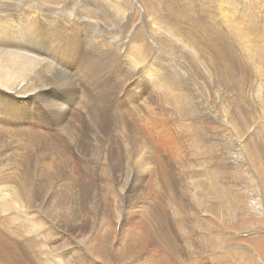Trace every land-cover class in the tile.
Returning a JSON list of instances; mask_svg holds the SVG:
<instances>
[{"label": "rangeland", "instance_id": "obj_1", "mask_svg": "<svg viewBox=\"0 0 264 264\" xmlns=\"http://www.w3.org/2000/svg\"><path fill=\"white\" fill-rule=\"evenodd\" d=\"M44 1L0 0V264H260L264 0Z\"/></svg>", "mask_w": 264, "mask_h": 264}, {"label": "bare ground", "instance_id": "obj_2", "mask_svg": "<svg viewBox=\"0 0 264 264\" xmlns=\"http://www.w3.org/2000/svg\"><path fill=\"white\" fill-rule=\"evenodd\" d=\"M45 1H50V0H45ZM44 1V2H45ZM104 1V0H103ZM106 1H108V0H106ZM112 1H115V0H112ZM8 2V1H7ZM109 2V5H111V7L113 6V5H118V2H112L111 3V1L109 0L108 1ZM111 3V4H110ZM7 4V3H6ZM102 4V3H101ZM108 4V3H107ZM120 4V3H119ZM146 4V7L148 6L147 4L148 3H145ZM13 5V4H12ZM121 5V4H120ZM4 6V5H3ZM7 5H5V7H6ZM10 6V5H9ZM123 6V5H122ZM103 7H105L104 5H103ZM111 7H109L110 9H111ZM115 7V6H114ZM185 7V5H182V8H184ZM93 8V7H92ZM101 8H102V6H101ZM107 8V7H106ZM154 10H156V9H158V8H154V7H152ZM151 8V9H152ZM98 9H99V6H98ZM104 9V8H103ZM112 9H114L113 7H112ZM116 9H117V7H116ZM150 9V13L147 15V18L145 19V21H146V23L148 24L147 26H151V27H153V28H156V26H157V24H156V18H159V16H158V13H157V15H155V18H154V15H153V13H152V10ZM12 10V9H11ZM91 10V9H90ZM94 10V9H93ZM147 10H149L148 8H147ZM110 11V10H109ZM113 11H115V10H113ZM158 12H159V10H157ZM9 12V11H8ZM93 12V11H92ZM94 12H96L95 10H94ZM101 12V11H100ZM111 12V11H110ZM162 12V11H161ZM0 13H4V11H0ZM108 13V12H107ZM160 13V12H159ZM5 14V13H4ZM106 14V13H105ZM17 15H19V14H17ZM87 15V17H89V18H93L94 16H90L89 14H86ZM110 15V14H109ZM117 15H118V13H117ZM116 15V16H117ZM160 15V14H159ZM50 16V15H49ZM121 16V15H120ZM119 16V17H120ZM131 16V15H130ZM156 16H158V17H156ZM6 17H7V21L8 22H10V21H12L11 19H9V17L6 15ZM118 17V18H119ZM174 17L176 18V19H178L179 18V20L180 21H182V16H181V14L179 13V14H177V13H174ZM115 18V17H114ZM122 18H124V16L122 17ZM154 18V19H153ZM85 19H86V17H85ZM94 19V18H93ZM156 19V20H155ZM162 19V18H161ZM161 19H158V21H160ZM115 20V19H114ZM118 20V19H117ZM87 21V20H86ZM91 21V20H90ZM97 21V20H96ZM120 21V20H119ZM88 23H90L89 21H87ZM160 22H162V20L160 21ZM164 22V21H163ZM138 23V22H137ZM166 23V22H165ZM112 24V23H111ZM161 24H164V23H161ZM128 25L129 26H131L129 23H128ZM178 25H180V23H178ZM160 27V26H159ZM86 28V27H85ZM130 28V27H129ZM157 29V28H156ZM161 28H159V30H160ZM171 29V28H170ZM185 30V29H184ZM128 31H131V30H128ZM164 30H160V32H163ZM150 32V31H149ZM157 32V31H156ZM160 32H158V35L160 34ZM155 33V32H154ZM166 33V32H165ZM173 33V32H172ZM152 34V33H151ZM146 35V33H140V34H137V36H136V38H138V40L140 41L141 39H143V36H145ZM147 36V35H146ZM145 36V37H146ZM221 36V35H220ZM90 37V36H89ZM148 37H149V35H148ZM178 37H179V34H178ZM126 38H128V39H130L129 37H126ZM141 38V39H140ZM179 38H183V37H179ZM54 39V38H53ZM85 39H87L86 37H85ZM152 39H154V38H152ZM207 39V38H206ZM91 40V39H90ZM93 40V39H92ZM91 40V41H92ZM144 40V39H143ZM179 40H181V39H179ZM214 40V39H213ZM139 41H131V43H130V46H129V49H128V52H127V54H129V55H131V56H133L134 58H136V57H140V56H143V53L145 52V49H143V46L141 45V43L139 42ZM181 41H183V40H181ZM108 42H110V41H108ZM179 42V41H178ZM186 42V41H185ZM117 43H119V42H117ZM123 43V42H122ZM148 43V41H146V44ZM152 43V42H151ZM183 43V42H182ZM190 43V42H189ZM116 44V43H115ZM180 44V43H179ZM118 44H116V46H117ZM120 46V45H119ZM184 46V45H183ZM190 48V47H189ZM94 49V48H93ZM119 49H121V47L119 48ZM187 49H188V47H187ZM250 49V48H249ZM122 50V49H121ZM169 50V49H168ZM224 50V49H223ZM254 50V49H253ZM252 51V50H251ZM255 51V50H254ZM153 52H154V49H153ZM152 52V53H153ZM245 53H246V51H245ZM248 54H252V52L250 53H246V55L248 56ZM99 55V54H98ZM253 56L255 55V53L254 54H252ZM3 56H4V58H6L7 60H9V61H11L12 63H14V64H16L17 66H18V68L21 70V72H24L25 70H28L29 68H31L32 66H33V64L34 63H36V62H38L36 59H29V58H26V57H24V56H21V55H16V54H14V53H12V52H9V51H5V52H3ZM162 56V55H161ZM171 56H172V54H171ZM252 56V57H253ZM250 57V56H249ZM249 57H248V59H249ZM131 58V57H130ZM140 58H142V57H140ZM247 58V57H246ZM247 59V60H248ZM251 59V58H250ZM252 59H254V58H252ZM132 60V59H131ZM143 60V59H142ZM92 61H93V59H92ZM109 61V60H108ZM198 61V60H197ZM96 62H98V59H97V61ZM96 62L94 63V62H91V63H94V64H96ZM110 62V61H109ZM138 62V61H137ZM160 62V61H159ZM196 62V61H195ZM251 62H252V60H251ZM250 62V63H251ZM264 62V61H263ZM117 63V62H116ZM173 62H171V64H172ZM198 63V62H197ZM196 63V64H197ZM153 64V63H152ZM176 64V63H175ZM190 64V63H189ZM188 64V65H189ZM254 64V63H253ZM100 65V64H99ZM162 65H163V63H162ZM187 65V66H188ZM136 66V65H135ZM197 66H198V64H197ZM228 65H226V67H227ZM252 66V65H251ZM253 66H256V65H253ZM99 67V66H98ZM112 67V66H111ZM170 67V66H169ZM189 67V66H188ZM196 67V66H195ZM257 67H259V66H257ZM95 68V67H94ZM156 68V67H155ZM228 68V67H227ZM254 68V67H253ZM256 68V67H255ZM260 68V67H259ZM258 68V69H259ZM123 69V68H122ZM176 69V68H175ZM192 69V68H191ZM187 70V69H186ZM148 73H147V75H148V79H150V81H151V83H152V85H159L162 81L161 80H163V79H161V71H160V69L158 68L157 70L156 69H154V72H151V73H149V69L148 70H146ZM260 71V70H259ZM258 71V72H259ZM90 73V72H89ZM143 73H145V72H143ZM121 74V73H120ZM140 74V73H139ZM175 74V73H174ZM177 74V73H176ZM145 75V74H144ZM146 76V75H145ZM141 77V76H140ZM95 80V79H94ZM200 80V79H199ZM11 81H12V73L10 72V69H9V67H7V66H4L2 63H1V61H0V84L1 85H4V86H7V85H9L10 83H11ZM168 81V80H167ZM177 81V80H176ZM164 82V81H163ZM173 82V81H172ZM172 84H174V83H172ZM88 85V84H87ZM164 85V84H163ZM182 85V84H181ZM161 86V85H160ZM167 86V85H166ZM155 87V86H154ZM159 87V86H158ZM163 87H165V86H162V87H159L160 89L162 88V92L164 91V89H163ZM184 88V87H183ZM166 90H167V88H166ZM165 90V91H166ZM169 90V89H168ZM122 91V90H121ZM174 91V90H173ZM169 93H170V91H168ZM171 92H172V90H171ZM166 94H167V92H165ZM168 93V94H169ZM167 94V95H168ZM180 94V93H179ZM164 95V94H163ZM170 95V94H169ZM177 96V93H173V97L174 96ZM165 96V95H164ZM179 96V95H178ZM168 98H169V100H170V97L168 96ZM175 98V97H174ZM252 101V100H251ZM257 102V101H256ZM164 106V105H163ZM146 108V107H145ZM183 108V107H182ZM118 111V110H117ZM119 112V111H118ZM134 113V112H133ZM141 113V112H140ZM253 115V114H252ZM127 116V115H126ZM249 117V116H248ZM253 122V121H252ZM160 126V125H159ZM195 126V125H194ZM258 127V126H257ZM246 129V128H245ZM156 133V132H155ZM166 133V132H165ZM262 133V132H261ZM195 134V133H194ZM264 134V133H263ZM172 143V142H171ZM4 168V167H3ZM17 168V167H16ZM12 171V170H11ZM14 171H16V170H14ZM3 174V173H2ZM1 176V175H0ZM4 177V176H3ZM210 184V183H209ZM215 188V187H214ZM203 191V190H202ZM201 191V192H202ZM208 191V190H207ZM206 192V191H205ZM210 192V191H209ZM205 195V194H204ZM203 195V196H204ZM201 196V195H200ZM200 196H198V197H200ZM205 197V196H204ZM9 199V198H8ZM211 199V198H210ZM12 202V201H11ZM182 202V201H181ZM203 204V203H202ZM159 206V205H158ZM4 217V216H3ZM179 220V219H178ZM14 223V222H13ZM196 226V225H195ZM29 230V229H28ZM31 230V229H30ZM254 242L259 246H262L261 247V249H260V253H259V262H260V264H264V236L263 237H258V239H256V240H254ZM18 254V253H17ZM216 256V255H215ZM216 258V257H215ZM217 261H218V264H226V263H224L225 261H224V257L223 256H221V257H219V256H217ZM215 259V260H216Z\"/></svg>", "mask_w": 264, "mask_h": 264}]
</instances>
